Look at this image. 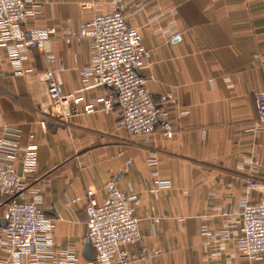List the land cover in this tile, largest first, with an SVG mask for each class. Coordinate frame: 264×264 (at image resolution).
Returning a JSON list of instances; mask_svg holds the SVG:
<instances>
[{"label": "crops", "instance_id": "obj_1", "mask_svg": "<svg viewBox=\"0 0 264 264\" xmlns=\"http://www.w3.org/2000/svg\"><path fill=\"white\" fill-rule=\"evenodd\" d=\"M25 1L34 9L20 23L25 37L49 27L55 32L44 50L29 48L19 62L14 43L0 41V136L14 131L21 146L36 148L24 197L36 198L49 222L52 259L45 261L58 264L66 252L79 264L88 261L87 192L102 203L115 187L134 197L139 221L140 239L125 247L129 264H247L237 245L240 205L264 197V131L256 126L254 96L264 89V0ZM118 5L143 45L155 49L138 68L142 77L152 76L148 91L154 99L171 95L147 141L117 125L116 105L104 112L96 103L102 87L82 76L94 63L91 40L73 35ZM60 65L55 76L63 91L83 100L66 123L55 124L46 118L41 74ZM89 103L95 110L85 113ZM161 122L171 125L169 137ZM15 168L23 172L21 163ZM250 179L255 186L247 190ZM75 196L80 200L71 202ZM6 200L0 196V222ZM13 263L0 246V264ZM255 264H264V256Z\"/></svg>", "mask_w": 264, "mask_h": 264}, {"label": "built area", "instance_id": "obj_2", "mask_svg": "<svg viewBox=\"0 0 264 264\" xmlns=\"http://www.w3.org/2000/svg\"><path fill=\"white\" fill-rule=\"evenodd\" d=\"M118 5L106 13L95 14L84 21L74 32L75 37H88L94 63L82 69L84 79L90 78L92 85L102 87V94L96 98L101 110L110 112L117 106L116 123L131 136H140L148 140L159 125V117L164 114L162 104L171 99L159 97L154 99L146 87V81L152 76L142 77L138 68L146 63L155 49L143 45L136 28L124 18ZM34 13L25 0H0V41H12L11 53L20 61L27 49L36 47L44 50L48 37L55 32L53 27L46 28L26 38L20 23ZM179 33L173 35L178 37ZM21 47L23 50H18ZM49 64L54 56L46 54ZM48 67L41 74V81L46 85L49 105L46 113L48 121L64 124L73 116L83 97L73 92L65 93L56 79V73L62 71ZM258 121L256 126L264 131V89L254 92ZM95 110L91 103L83 105V111ZM163 134L171 135V125L161 122ZM14 131L0 136V196H6V224L1 228L0 246L6 247L13 257V264H23L24 258L34 255L28 264H51L45 259H52L49 250L50 241L47 234L48 219L36 198H25L24 180L36 161L34 145L21 146ZM151 157L150 163L155 162ZM15 163H21L23 172L18 173ZM161 183H159L160 185ZM252 179L247 181V190L254 188ZM133 196L115 187H110L107 199L98 203L93 192H87L85 205L86 239L89 241L94 258L85 264H129L130 258L126 245L140 239L139 221L133 214L131 202ZM75 196L71 202L79 201ZM239 213L242 217L241 236L237 239L240 255L247 264L264 256V197L256 202L243 201ZM155 221H157L155 219ZM202 233L210 232L202 228ZM223 239L229 237L222 231ZM58 264H79L78 259L66 252Z\"/></svg>", "mask_w": 264, "mask_h": 264}, {"label": "water", "instance_id": "obj_3", "mask_svg": "<svg viewBox=\"0 0 264 264\" xmlns=\"http://www.w3.org/2000/svg\"><path fill=\"white\" fill-rule=\"evenodd\" d=\"M5 224H6V220L5 219H2L1 222H0V226H3L4 227ZM84 256H85V258L88 261H91L94 258L93 251H92V248H91V245H90L89 241H86L85 242Z\"/></svg>", "mask_w": 264, "mask_h": 264}]
</instances>
